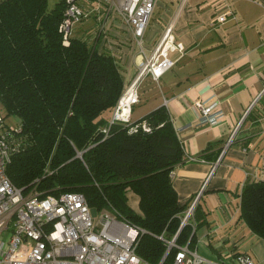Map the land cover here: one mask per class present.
<instances>
[{"label":"trees","instance_id":"obj_1","mask_svg":"<svg viewBox=\"0 0 264 264\" xmlns=\"http://www.w3.org/2000/svg\"><path fill=\"white\" fill-rule=\"evenodd\" d=\"M65 9V0L53 8L47 0H0V106L15 117L23 139L7 176L26 193L76 192L90 210L112 211L146 231L137 255L147 264H160L168 248L160 236L171 240L177 234L176 244L191 248L189 220L198 221L196 205L182 224L185 208L178 206L171 185L182 149L165 107L134 123H145L149 131L140 125L129 133L124 124L103 119L124 92L119 64L111 53L95 49L98 29L92 45L75 34L69 45L62 44ZM251 112L247 119L256 123L258 116ZM212 148L202 154L204 161L218 157L220 150ZM47 166L51 173L44 175ZM129 190L138 197L137 209L129 204ZM240 219L264 239V184L243 187ZM176 252L171 248L162 264H173Z\"/></svg>","mask_w":264,"mask_h":264},{"label":"crops","instance_id":"obj_2","mask_svg":"<svg viewBox=\"0 0 264 264\" xmlns=\"http://www.w3.org/2000/svg\"><path fill=\"white\" fill-rule=\"evenodd\" d=\"M88 1L81 0L85 11L96 10L93 0ZM223 14L226 20L219 23ZM98 16L91 13L81 24L91 25L76 34L83 36ZM106 25L108 38L102 37L97 45L119 64L124 91L164 30L172 27L183 50L171 55L174 66L158 82L146 77L140 83L130 122L137 123L160 107L168 112L182 149V162L170 173L178 206L185 208L182 221L195 201L198 207L197 223L193 216L189 220L192 250L206 264H235L239 254L264 264V239L240 219L243 187L264 184V0H157L141 48L117 15ZM212 94L222 117L217 125L200 124L194 102ZM250 111L258 116L256 123L247 119ZM108 112L103 119L109 122ZM209 145L212 152L220 150L215 161L202 159ZM128 199L137 209L138 197L128 193Z\"/></svg>","mask_w":264,"mask_h":264},{"label":"built area","instance_id":"obj_3","mask_svg":"<svg viewBox=\"0 0 264 264\" xmlns=\"http://www.w3.org/2000/svg\"><path fill=\"white\" fill-rule=\"evenodd\" d=\"M66 9L59 25L62 44L69 45L72 30L93 12L97 17L99 33L102 32L116 14L129 28L136 44L141 48L147 20L152 15L157 0H93L104 6V11H84L79 0H65ZM226 14L217 18L219 23L226 20ZM182 45L176 40L172 27L168 26L151 55L138 68L129 87L123 92L114 108L109 124L122 123L129 127V133L136 132L141 125L149 131L145 123L132 124V107L138 103L140 83L148 77L159 79L170 71L175 61L171 55L181 52ZM127 98L123 103V99ZM199 110V123L217 125L222 117L219 102L214 94L205 100L194 102ZM127 108V112H125ZM241 123V122H240ZM240 124L234 129L238 130ZM105 138L108 128L101 130ZM231 143V139L229 140ZM23 145L21 129L6 125L0 113V264H147L138 257L136 249L139 237L145 230L120 221L116 214L101 215L93 221L91 210L82 194L65 192L44 194L37 191L26 193L15 187L7 176L11 157ZM81 158V153H79ZM48 166L44 175L50 174ZM172 176V174H171ZM193 206L187 210L182 224L193 215ZM177 234L171 240H163L168 247L177 250L173 264H206L207 261L192 250L188 243L176 244ZM235 264H257L248 255L239 254Z\"/></svg>","mask_w":264,"mask_h":264},{"label":"rangeland","instance_id":"obj_4","mask_svg":"<svg viewBox=\"0 0 264 264\" xmlns=\"http://www.w3.org/2000/svg\"><path fill=\"white\" fill-rule=\"evenodd\" d=\"M84 1H88V0H84ZM57 2V0H47V3H48V8H53V6H54V4ZM79 2V7L80 8H82L84 11H85V7L83 8V6H85V5H83V2H81V0H79L78 1ZM87 4H90V1H88L87 2ZM82 6V7H81ZM104 6H99V7H97V9L98 10H100V11H104ZM90 10V9H89ZM88 10V11H89ZM98 10H96V11H98ZM87 12V11H86ZM113 16H116V14H114ZM87 19H89V17L88 18H86V19H84L83 21L85 22V21H87ZM83 22V23H84ZM92 23H93V21H92ZM82 24V23H81ZM81 24H78V25H75L74 27H73V30H72V35L74 36V34L75 35H78L79 36V33H77L76 34V32L78 31H80V30H82L81 28H87L89 25H91V23L90 24H85V25H81ZM97 29H98V31H99V27H98V25L96 24H93L92 25V28L90 29V30H88V31H86L85 33H84V35L81 37L83 40H85L89 45H92V43L94 42V40H95V37H96V33H97ZM93 31V32H92ZM91 32V33H90ZM97 34H99L100 35V39H98L97 40V44H99L98 42H99V40H102L103 38L102 37H106V38H108V34H109V30L107 29V25L105 26V28H104V30L102 31V32H98ZM93 38V39H92ZM100 42H102V41H100ZM97 47H98V45H96V47H95V49H97ZM98 49H99V51L101 52V51H105L104 50V47H98ZM97 49V50H98ZM139 102V101H138ZM113 111H114V109H111L109 112H108V116L111 118L112 117V114H113ZM0 113L2 114V116L4 117V120H5V123H6V125L7 126H9L10 128H16L17 127V120L15 119V117H13V116H11V115H8L2 108H1V106H0ZM103 127H106V126H103ZM79 156V153L78 154H76V157L77 158H79L78 157ZM128 193L129 194H132V191H128ZM104 214H107V215H109V216H113V212L112 211H110V210H103L102 212H99V213H96V212H94V211H92L91 210V216L93 217V221L94 222H97L99 219H100V216L101 215H104ZM193 216V215H192ZM188 220V219H187ZM186 220V221H187Z\"/></svg>","mask_w":264,"mask_h":264},{"label":"water","instance_id":"obj_5","mask_svg":"<svg viewBox=\"0 0 264 264\" xmlns=\"http://www.w3.org/2000/svg\"><path fill=\"white\" fill-rule=\"evenodd\" d=\"M195 202H196V201H195ZM195 202L192 204L193 207H194V205H195ZM170 250H171V247L169 246V247L167 248V251H166V253H165L163 259L161 260L160 264H162V262L164 261L165 257L167 256V254H168V252H169Z\"/></svg>","mask_w":264,"mask_h":264},{"label":"bare ground","instance_id":"obj_6","mask_svg":"<svg viewBox=\"0 0 264 264\" xmlns=\"http://www.w3.org/2000/svg\"><path fill=\"white\" fill-rule=\"evenodd\" d=\"M126 97L123 99V103H124V101H126ZM125 112H127V108H125Z\"/></svg>","mask_w":264,"mask_h":264}]
</instances>
